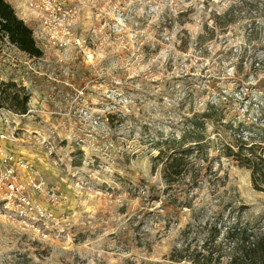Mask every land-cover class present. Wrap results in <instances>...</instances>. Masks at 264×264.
I'll return each instance as SVG.
<instances>
[{"label":"rangeland","instance_id":"rangeland-1","mask_svg":"<svg viewBox=\"0 0 264 264\" xmlns=\"http://www.w3.org/2000/svg\"><path fill=\"white\" fill-rule=\"evenodd\" d=\"M7 1L32 27L43 54L0 35V81L27 87L26 130L34 126L33 133L54 142L48 152L62 169L71 155L91 169L71 174L74 184L107 197L102 211L115 215L111 226L83 227V212L67 241L110 240L112 247H91L77 262L109 264L110 250L112 264H193L171 259L190 243L219 250L225 264L243 254L245 230L253 234L248 244L264 240V190L223 147L237 144L226 124L255 120L264 103V0H91L76 13L78 44L59 50L43 49L23 0ZM84 106L92 119L81 117ZM209 107L222 119H207L210 147L198 154L208 158L199 184L187 192L190 172L166 184L152 140L180 135L187 117ZM98 115L104 124L94 121ZM28 144L46 150L27 138ZM99 208L97 201V214ZM50 241L2 220L0 264H71L70 248Z\"/></svg>","mask_w":264,"mask_h":264},{"label":"trees","instance_id":"trees-1","mask_svg":"<svg viewBox=\"0 0 264 264\" xmlns=\"http://www.w3.org/2000/svg\"><path fill=\"white\" fill-rule=\"evenodd\" d=\"M0 22H2V30L8 33L10 40L21 50L34 56L43 54L35 42L31 27L18 16L14 6L7 0H0ZM30 98L31 94L26 86L13 79L0 81V108L26 113L29 110ZM259 111L261 117L257 121H244L238 127L232 122L227 123V131L236 136L237 144H225L223 147L228 156L237 157L240 165L251 169L254 188L264 190V121L262 120L264 108H260ZM215 115V111L209 107L207 112L194 113L193 116L187 117L180 135L161 134L159 140H152L159 149L156 159L164 165L163 176L166 184L179 183L182 176L189 172L192 174L191 179L183 181L187 185V192L191 187L199 184L205 168L203 160L207 161L208 158L207 152L203 158L198 157V154L210 147L205 134L207 119L213 121L222 119H217ZM243 132L246 134H242ZM249 139H253V142L250 143ZM207 169H210V166H207ZM252 236L253 234L245 230L243 254L230 256L225 264H247L250 257L255 259L252 264H264L263 237L248 244ZM247 244L249 246H246ZM210 249V246H205L203 250L198 247L192 249L191 244L188 243L183 250L178 252L179 255L173 253L171 259L180 261L188 257L193 264H220L224 255L217 249Z\"/></svg>","mask_w":264,"mask_h":264},{"label":"built area","instance_id":"built-area-1","mask_svg":"<svg viewBox=\"0 0 264 264\" xmlns=\"http://www.w3.org/2000/svg\"><path fill=\"white\" fill-rule=\"evenodd\" d=\"M23 1L31 20L36 24L33 30L43 49H68L78 44L79 39L75 32L76 13L81 4L91 0ZM0 35L3 38L9 37L8 33L2 30V22ZM260 108H264V103L259 104L253 116L255 120L250 118L246 121H257L261 117ZM79 113L85 120L93 118L92 112L86 106L81 108ZM2 118L7 128L0 132V221L18 225L25 231L33 232L43 241L64 242L74 238L75 222L71 217L56 212L53 207L63 200L62 194L27 159L18 156L6 146L7 141L15 142L23 136L24 131L7 112L2 114ZM262 120L264 121V116ZM94 121L105 123L100 115L96 116ZM41 144L49 152L56 150V145L51 139L41 137ZM85 213L87 218L81 222L83 227L94 226L95 216L90 211ZM71 228L75 231H71Z\"/></svg>","mask_w":264,"mask_h":264},{"label":"crops","instance_id":"crops-1","mask_svg":"<svg viewBox=\"0 0 264 264\" xmlns=\"http://www.w3.org/2000/svg\"><path fill=\"white\" fill-rule=\"evenodd\" d=\"M14 6V5H13ZM15 7V6H14ZM61 102L64 97H60ZM65 99V98H64ZM38 101V99H37ZM64 102V101H63ZM62 102V103H63ZM33 111V109H30ZM11 111V110H10ZM8 113L10 115V118L17 124L19 128L24 131V135L21 136L17 141H7L6 146L13 151L18 156H22L23 158L28 160L35 166V168L46 178V180L53 185L57 190L62 193L63 200L60 204L56 205L54 204L53 207L55 208L56 212L60 214H67L66 216H71V219L76 223L78 219H81V217L85 214L83 212L90 211L92 215L95 216V222L100 221V226H111L115 224L113 219H115L114 213L106 214L103 213L102 205L106 208V204H108L107 201L109 199L107 197H99L95 192L88 191V190H80L79 187L74 184V178L72 175L77 174L81 171H88L90 172L91 169L87 168V166L81 165L80 161H76L73 159L74 155L71 157L65 156V167L62 169L60 166L57 165V161H54L51 158V155L48 151L40 149L39 147H36V144L26 145V139H29V142L38 141V144L41 143V137L38 136L36 133H33L34 130H36L33 126V131L30 132V130H26V114L29 113H18L15 112H8L7 109L2 108L0 111V114ZM0 115V132L5 130L6 125L3 122V118ZM14 115V117H12ZM50 117V116H49ZM48 117V118H49ZM56 117V116H54ZM29 125H31L29 123ZM27 137V138H26ZM75 153V152H74ZM104 174H102L103 176ZM95 176H98L95 174ZM106 176H108V179L111 180L110 175L107 173ZM94 177V176H93ZM113 183H116L115 181ZM64 193V194H63ZM84 195H87L84 197ZM104 200V201H102ZM113 198H110V201H113ZM100 202V211L98 214L96 213V202ZM131 201V200H130ZM83 204V207L81 205ZM99 205V204H98ZM104 208V209H105ZM86 210V211H85ZM96 213V214H95ZM68 216V217H69ZM76 219V220H75ZM95 224V223H94ZM104 241V240H103ZM50 244L55 245L59 249H65L66 247L70 248V253H67L65 256L67 259L71 261V264H80L76 261V258L78 257V253L88 252L91 250V247L96 248V253H99L100 249L106 248V247H112V242L110 240L107 241V245H103L98 240H91L86 239L82 243H73L72 241H65V242H55L50 241ZM105 256L109 258V264H112L113 256H111V251H108V254H104ZM64 258V256H62ZM99 260V258H98ZM103 260V259H102Z\"/></svg>","mask_w":264,"mask_h":264}]
</instances>
